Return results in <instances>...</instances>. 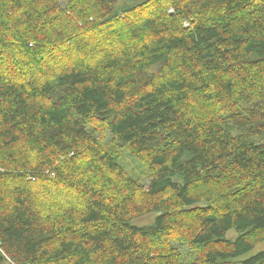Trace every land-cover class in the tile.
I'll return each instance as SVG.
<instances>
[{
	"label": "trees",
	"instance_id": "1",
	"mask_svg": "<svg viewBox=\"0 0 264 264\" xmlns=\"http://www.w3.org/2000/svg\"><path fill=\"white\" fill-rule=\"evenodd\" d=\"M263 244L264 0H0V264Z\"/></svg>",
	"mask_w": 264,
	"mask_h": 264
},
{
	"label": "rangeland",
	"instance_id": "2",
	"mask_svg": "<svg viewBox=\"0 0 264 264\" xmlns=\"http://www.w3.org/2000/svg\"><path fill=\"white\" fill-rule=\"evenodd\" d=\"M154 216H155V215L148 216V217H145V218H143V219H140V220H138V221L136 222V224H139V225H140V224H141V225H142V224H148V223H150V222L153 221ZM261 250H264V244L261 245V246H259V247H257L255 250H253V251L250 252L248 255L244 256L243 258H247V257H249V256H251V255H254V254L260 252ZM182 251L186 253V252L188 251V249H187V248H183Z\"/></svg>",
	"mask_w": 264,
	"mask_h": 264
},
{
	"label": "bare ground",
	"instance_id": "3",
	"mask_svg": "<svg viewBox=\"0 0 264 264\" xmlns=\"http://www.w3.org/2000/svg\"><path fill=\"white\" fill-rule=\"evenodd\" d=\"M80 161V160H79ZM83 162V161H82ZM87 162V161H86ZM83 164V163H82ZM79 165V164H78Z\"/></svg>",
	"mask_w": 264,
	"mask_h": 264
}]
</instances>
